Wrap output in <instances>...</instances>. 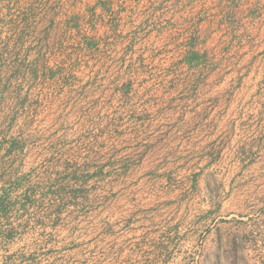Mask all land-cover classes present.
Masks as SVG:
<instances>
[{
    "label": "rangeland",
    "instance_id": "rangeland-1",
    "mask_svg": "<svg viewBox=\"0 0 264 264\" xmlns=\"http://www.w3.org/2000/svg\"><path fill=\"white\" fill-rule=\"evenodd\" d=\"M115 45L107 54L121 55ZM76 47L72 71L65 65L55 79L28 63L27 113L35 115L43 87L64 84L46 94L74 96V119L57 129L31 123L26 155L0 156V264H264V134L247 137L259 126L220 140L218 156L147 158L144 146L175 143L161 138L168 126L134 120L158 123L169 111L178 121L182 109L168 101L182 75L169 84L164 61L145 57L139 75L125 49L123 65L108 59L88 70ZM94 48L100 60L103 46ZM121 69L120 79L108 74Z\"/></svg>",
    "mask_w": 264,
    "mask_h": 264
},
{
    "label": "crops",
    "instance_id": "crops-1",
    "mask_svg": "<svg viewBox=\"0 0 264 264\" xmlns=\"http://www.w3.org/2000/svg\"><path fill=\"white\" fill-rule=\"evenodd\" d=\"M47 1L4 0L0 6V156L26 155L25 126L32 123L42 130L47 126L57 129L74 119V96L49 100L51 95L46 94L52 89L62 94L69 85L43 87V101L32 107L34 116L27 113L24 100L31 71L28 63L34 61L37 69L41 67L37 72L55 79L65 65L67 72L72 71L78 45L88 70L108 65V59L123 65L128 50L137 66L144 57L151 62L163 60L169 84L172 76L182 75L179 86L169 85L178 97L174 96L173 103L170 96L168 102L179 112L182 109L179 122L169 111L165 121L158 123L152 116L134 120L135 124L168 126L161 138L175 143L171 148L160 144L156 152L144 146L147 158L153 153L157 157L218 156L216 144L237 135L242 138L241 126H259L249 132L250 139L264 134V0ZM69 27L72 34L66 33ZM111 42L121 55L107 54ZM125 42H129L126 47ZM98 43L103 46L100 60L93 52ZM109 71L116 79L123 75L122 69ZM146 72L143 64L136 69L139 75ZM190 76L194 85L187 83ZM121 139L126 140L125 136ZM47 140L46 134L39 142ZM205 142L211 144L205 147Z\"/></svg>",
    "mask_w": 264,
    "mask_h": 264
}]
</instances>
